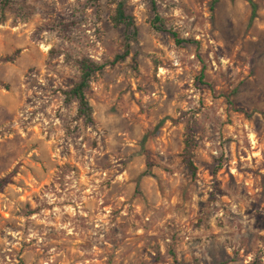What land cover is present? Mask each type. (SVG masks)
Returning a JSON list of instances; mask_svg holds the SVG:
<instances>
[{
	"label": "clouds",
	"instance_id": "1",
	"mask_svg": "<svg viewBox=\"0 0 264 264\" xmlns=\"http://www.w3.org/2000/svg\"><path fill=\"white\" fill-rule=\"evenodd\" d=\"M0 264H264V0H0Z\"/></svg>",
	"mask_w": 264,
	"mask_h": 264
}]
</instances>
